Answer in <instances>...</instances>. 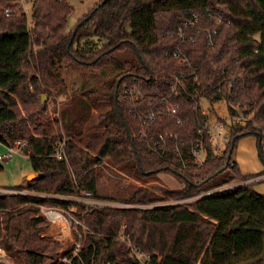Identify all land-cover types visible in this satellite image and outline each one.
<instances>
[{
    "label": "trees",
    "instance_id": "trees-1",
    "mask_svg": "<svg viewBox=\"0 0 264 264\" xmlns=\"http://www.w3.org/2000/svg\"><path fill=\"white\" fill-rule=\"evenodd\" d=\"M26 1L29 17L21 8L14 11L12 0H0V143L26 141L23 153L37 174L27 185L12 187L29 194L0 195V247L7 255L45 264L59 254L39 215L43 205L69 211L85 227H77L78 257L53 264H138L128 242L154 264H264V196L253 188L264 181V170L243 175L231 158L237 141L251 135L264 166V24L259 39L240 40V27L252 25L253 17L232 11L249 7L262 14L259 0H99L70 30L66 0ZM193 16L197 21L188 34L195 42L180 43L175 30ZM177 48L196 65V87L209 104L224 100L229 116L241 114L245 121L232 120L220 155L205 138L200 165L191 163L187 150L204 118L200 109L185 105L176 116L161 112L159 97L169 92L178 70L172 58ZM64 70L75 72L81 83L51 117L41 98L66 94ZM98 79L104 81L93 84ZM131 86L142 99L123 98ZM149 111L157 117L140 136L138 115ZM164 132L178 136L190 161L186 168H177L171 147L164 163L150 149L151 138ZM61 141L66 162L54 157ZM108 167L142 182L167 173L182 188L141 187L124 205H113L99 191ZM227 170L230 178L209 185ZM233 180L239 184L216 191ZM83 191L111 204L62 199Z\"/></svg>",
    "mask_w": 264,
    "mask_h": 264
},
{
    "label": "built area",
    "instance_id": "built-area-1",
    "mask_svg": "<svg viewBox=\"0 0 264 264\" xmlns=\"http://www.w3.org/2000/svg\"><path fill=\"white\" fill-rule=\"evenodd\" d=\"M18 6L24 7L22 12L26 14V5L28 2L26 0H12ZM62 1V0H58ZM6 17L11 15V10L6 8L4 10ZM197 18L193 16L192 19H184L175 30V37L180 41V43H191L195 42V36L191 37L188 32L193 28L194 23H196ZM198 33V32H197ZM213 34H215L213 32ZM210 44H212L210 42ZM172 58L178 66V70L172 75V80L169 85V92L160 95V102L163 103L164 110L161 112H166L169 115L176 116L179 112L180 106L190 105L191 108L198 107L200 109V114L204 117L201 121L197 123L195 127L194 135L191 136L188 142V154L191 158V163L193 165H200L202 161L199 160L198 155L201 151L206 153L204 148L205 138L210 139V141L216 146L215 153L220 155L229 142L231 136V122L233 119H238L241 123H244V119L241 114L239 117L229 116L227 120L221 119H210L209 113L204 109L203 103H209L208 99L202 96L197 89L198 75L197 67L194 63L190 62L188 57L184 55L179 48H177L172 53ZM221 89L218 90L220 93ZM124 99H128L132 102L143 98V94L140 89L136 86H131L129 89H125L122 93ZM160 112V113H161ZM157 113L149 111L145 114L138 115L140 122V136H145L146 131L150 129L151 123L155 121ZM188 120H186L187 123ZM177 124H181L182 120L177 118ZM150 149L156 155L159 156L161 161L164 163L168 159V149L172 148L173 155H175V163L180 170L186 168L189 164V160L184 157L182 153V145L179 143V138L176 134L164 132L160 133L151 138L149 142ZM27 147L26 141H17L12 145L6 147V152L0 155V162L8 161L15 154L23 152V149ZM54 157L57 160L67 161L65 153V142L61 141L55 151ZM205 159V158H204ZM264 177V176H263ZM223 190V189H222ZM220 191V190H219ZM214 191H209L202 193L200 196L210 195ZM25 195L29 194L24 191L21 192L12 188H1L0 195ZM32 195V194H31ZM64 200H75L76 202L90 205H104L111 204L105 201H100L92 197V193L89 191L81 192L80 197L76 198H62ZM39 215L49 224V225H62L66 227L69 231L73 230L78 233L77 227L81 226L85 228L83 224L78 221L69 211L51 207V206H39ZM130 251V256L136 260L138 264H154L149 255L142 254L135 246L131 245L129 242L127 244ZM80 246L76 245L73 248L71 255L62 258L60 262H71L72 259L77 258L79 254ZM8 261V255L3 248H0V264H5Z\"/></svg>",
    "mask_w": 264,
    "mask_h": 264
},
{
    "label": "rangeland",
    "instance_id": "rangeland-1",
    "mask_svg": "<svg viewBox=\"0 0 264 264\" xmlns=\"http://www.w3.org/2000/svg\"><path fill=\"white\" fill-rule=\"evenodd\" d=\"M66 1L72 7V11L67 18V30H70L76 24V22L80 18H82V16H84L87 13V11L91 9L99 0H66ZM259 2L262 5V11H263L262 14L256 13L249 7H247L245 11H239L235 7H232L233 12L243 13L245 15H250L253 17L252 25L240 27L241 28V35L239 38L240 40H246L249 38H255V39L260 38L261 27L264 24V0H259ZM19 8H21V10L23 9L24 11V7L21 6L18 7L17 5L14 11L17 12V9ZM25 9H26L27 17H29L30 4H27ZM64 77L67 86V92L64 96L56 97V98H47L44 96L51 117L56 116L53 113V111L55 110L57 112L61 104L67 101L71 97L73 91H75L81 83L80 78L73 71L64 70ZM103 81L104 79H98L94 81L93 84L100 85ZM203 107L209 113L210 119L212 120L214 119L227 120L229 118L228 105L224 100H220L213 104L203 103ZM5 152H6V146L0 143V155L4 154ZM198 157L199 160L202 161L206 157V153L204 151H201ZM231 158L234 163H237V165L239 166L241 165V168L244 171L259 169L260 171L257 172L259 173L264 170V166L258 155L257 142L254 136L246 135L241 137L237 141L235 148L233 149ZM0 166L2 167V170H0V189L12 188L14 186H19L20 184H25L28 181H30V176L34 174L28 162V157H26L23 152H19L15 154L8 161L0 162ZM251 174H255V173H251ZM230 177L231 174L227 170L224 173L212 179L209 185L216 184L219 181L228 179ZM260 179H264V177H261ZM237 184L239 183L233 180L227 185H225V187H221L216 191L227 189ZM260 185L264 186V181L261 183H255L253 185L254 190ZM141 187L144 188L158 187L168 190H177L182 188V184L174 176L167 173L157 174L154 179L148 180L147 182H142L138 178L128 175L126 172L111 167L104 169L100 177V184H99L100 194L103 196L110 197L111 199H114L113 202L111 203L117 206L124 205L123 201L127 199L135 189ZM19 191L24 192V190H19ZM151 191L158 195L157 191L155 190H151ZM177 203H185V201H170L167 205L177 204ZM153 205L160 206L162 204H153ZM46 236L49 237L51 240L56 241L60 247V250H59V254L53 257V260H50L45 264H53L56 260L61 261L62 258L71 255L72 250L73 248H75L76 245L81 246L79 241L81 238L80 234L76 233L73 230L69 231L66 227L62 225L48 224ZM62 254L63 255L65 254V256L62 257ZM5 264H23V262L19 259H16L15 257L8 256V261Z\"/></svg>",
    "mask_w": 264,
    "mask_h": 264
},
{
    "label": "crops",
    "instance_id": "crops-1",
    "mask_svg": "<svg viewBox=\"0 0 264 264\" xmlns=\"http://www.w3.org/2000/svg\"><path fill=\"white\" fill-rule=\"evenodd\" d=\"M28 154H25V156L26 157H28L27 156ZM237 164V163H236ZM238 166V168H239V170H240V172H241V174H243V175H247V174H251V173H257L258 171H260L259 169H255V170H243L242 168H241V165L239 166V165H237ZM242 167H243V165H242ZM245 168V167H244ZM37 177V174H32L31 176H30V181H28L27 183H25V184H20V186H25V185H27L28 183H30L31 182V180H33V179H35ZM261 186V185H260ZM258 186L255 190V192H257L258 194H260V195H263L264 196V186ZM260 187V188H259Z\"/></svg>",
    "mask_w": 264,
    "mask_h": 264
},
{
    "label": "water",
    "instance_id": "water-1",
    "mask_svg": "<svg viewBox=\"0 0 264 264\" xmlns=\"http://www.w3.org/2000/svg\"><path fill=\"white\" fill-rule=\"evenodd\" d=\"M44 99H45L44 96H42V98H41V102H42V103L44 102Z\"/></svg>",
    "mask_w": 264,
    "mask_h": 264
}]
</instances>
